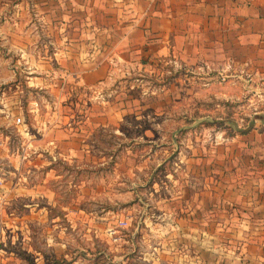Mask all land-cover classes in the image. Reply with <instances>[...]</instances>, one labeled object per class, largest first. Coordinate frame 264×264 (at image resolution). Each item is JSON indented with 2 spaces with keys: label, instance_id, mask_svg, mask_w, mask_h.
<instances>
[{
  "label": "rangeland",
  "instance_id": "rangeland-1",
  "mask_svg": "<svg viewBox=\"0 0 264 264\" xmlns=\"http://www.w3.org/2000/svg\"><path fill=\"white\" fill-rule=\"evenodd\" d=\"M91 4L0 0V264H236V153L264 151V72L126 62L103 48L121 16ZM109 53L107 79L68 76ZM63 120L84 129L79 151L52 134L28 161Z\"/></svg>",
  "mask_w": 264,
  "mask_h": 264
},
{
  "label": "crops",
  "instance_id": "crops-1",
  "mask_svg": "<svg viewBox=\"0 0 264 264\" xmlns=\"http://www.w3.org/2000/svg\"><path fill=\"white\" fill-rule=\"evenodd\" d=\"M81 1L91 6L104 1L105 16H121L119 23L118 19L114 23L106 21L104 26L106 31L120 27V40H110L103 48L111 49L126 62L133 60L128 52L137 49L168 56V61L187 70L207 72L215 68L227 80L236 79L237 71H247L250 79L253 72H264V0ZM113 63L117 62L110 53L96 55L86 68L74 67L68 76L80 85H93L114 74ZM57 125L60 127L54 128ZM83 132L82 127L72 131L65 120L63 124L55 122L44 131L43 138L34 141V155L28 161L44 162L40 150L54 146L50 144L55 141L52 134H56L60 147L68 145L60 148L65 157L75 154ZM237 154L249 165L247 176L236 185V264H264V151ZM36 186L25 190L34 191Z\"/></svg>",
  "mask_w": 264,
  "mask_h": 264
},
{
  "label": "built area",
  "instance_id": "built-area-1",
  "mask_svg": "<svg viewBox=\"0 0 264 264\" xmlns=\"http://www.w3.org/2000/svg\"><path fill=\"white\" fill-rule=\"evenodd\" d=\"M15 122L16 123H21L22 122V117H20V116H17L16 118H15ZM2 185V180L0 179V186ZM121 223H123L124 221H123V219L121 220H119Z\"/></svg>",
  "mask_w": 264,
  "mask_h": 264
},
{
  "label": "trees",
  "instance_id": "trees-1",
  "mask_svg": "<svg viewBox=\"0 0 264 264\" xmlns=\"http://www.w3.org/2000/svg\"><path fill=\"white\" fill-rule=\"evenodd\" d=\"M240 132H245V129H241Z\"/></svg>",
  "mask_w": 264,
  "mask_h": 264
}]
</instances>
